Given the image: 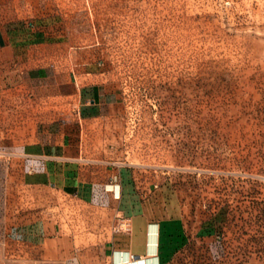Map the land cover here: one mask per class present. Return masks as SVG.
Segmentation results:
<instances>
[{"label":"rangeland","instance_id":"374dc122","mask_svg":"<svg viewBox=\"0 0 264 264\" xmlns=\"http://www.w3.org/2000/svg\"><path fill=\"white\" fill-rule=\"evenodd\" d=\"M16 1L2 11L66 70L115 88L110 159L180 216L170 264H264V0ZM9 162L0 264H24L33 214Z\"/></svg>","mask_w":264,"mask_h":264},{"label":"crops","instance_id":"0c3cea01","mask_svg":"<svg viewBox=\"0 0 264 264\" xmlns=\"http://www.w3.org/2000/svg\"><path fill=\"white\" fill-rule=\"evenodd\" d=\"M16 2L0 0V152L33 214L24 264H170L180 216L161 208V188L144 191L135 167L110 159L115 88L66 70L59 42L2 11Z\"/></svg>","mask_w":264,"mask_h":264},{"label":"bare ground","instance_id":"6f19581e","mask_svg":"<svg viewBox=\"0 0 264 264\" xmlns=\"http://www.w3.org/2000/svg\"><path fill=\"white\" fill-rule=\"evenodd\" d=\"M129 264V263H128Z\"/></svg>","mask_w":264,"mask_h":264}]
</instances>
